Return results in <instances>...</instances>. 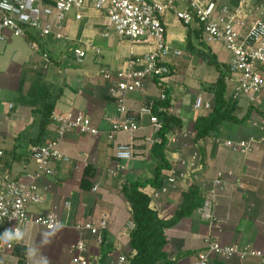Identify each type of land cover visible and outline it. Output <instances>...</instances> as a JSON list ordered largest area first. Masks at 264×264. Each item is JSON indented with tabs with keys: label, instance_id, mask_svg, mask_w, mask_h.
<instances>
[{
	"label": "crops",
	"instance_id": "crops-1",
	"mask_svg": "<svg viewBox=\"0 0 264 264\" xmlns=\"http://www.w3.org/2000/svg\"><path fill=\"white\" fill-rule=\"evenodd\" d=\"M177 5L182 7L181 4ZM163 22L167 28L168 44L172 49L181 51L180 56L170 58L172 75L168 80V89L171 107L168 114L182 119L183 126L168 134L169 143L165 152L171 169L164 170L163 175L174 177L176 182L174 184L165 182L161 189L149 185L142 190L149 195L153 191L159 192V195L165 192L161 197H164V200L173 199L170 204L175 202L178 194L176 192L179 191L181 197L171 215L162 216L160 211H164L162 198L156 200L157 208L153 206L154 201L151 202V207L158 212L160 218L169 219L180 207L182 193L187 192L190 185H196L204 203L212 181L218 173L223 172L227 179L226 186L218 191L213 201L212 219L201 218L198 213L199 207L190 217H185L178 225L166 230L168 238L166 251L169 259L174 261V264H191L198 253L205 249L207 238L222 245L241 244L264 249V144L255 145L247 154L235 152L224 144L228 140L239 141L251 135L259 138L262 133V113L253 106L254 110L244 124L222 122L205 139L198 142V147L191 153L195 158L192 155L186 166L183 164L184 166L181 165L183 167L180 168L176 162L179 161L178 157L182 150L178 148L177 152H169V147L179 132L188 130L187 132L192 134L195 130V136V128L200 118L210 115L211 110H195L194 104L199 96L213 101L212 87L220 74L214 66L206 63L188 47V39L195 50H210L227 69L229 60L226 61L220 54L227 53L228 56L230 54L220 43L213 46L204 44L201 33L192 34L189 38L190 27H186L178 20L173 12L166 13ZM106 27L104 15L89 8L85 10L81 20H76L74 14L67 17L63 28L64 39L40 37L34 33H30L27 38L9 35L7 41H3V45L0 46V151L3 152L0 158V173L8 172L13 178L24 180L27 172L36 169V163L31 156L32 149L56 136L55 127L49 124L41 143L38 141L47 104H54V112L82 111L91 118L100 131L99 136L73 132L62 140L61 150L71 160L68 163H56V174L42 182L49 190L43 194L41 207L37 209L32 205L29 207L32 218L54 211L68 225L49 231L30 222L23 229L22 238L17 241V245L26 247L25 255H20L15 248L12 252L0 253V259L5 264H73L70 247L81 237L89 240L91 251L97 249L98 255H94L93 261L101 264L100 246L96 240L90 235L82 236L72 226L75 221H86L91 218L106 217L109 222L105 233L108 244L112 246V252L108 255L106 264L117 261L120 255L129 257L133 252L129 245L131 230L127 224L128 220L132 219L131 205L122 190L121 193L115 192L116 180L106 182L105 179L116 165L114 147L107 136L111 128L109 119L114 117L117 111L115 101L109 93L112 82L105 81L100 75L101 69L113 71L126 69L131 57V46L128 41L120 40L113 31L109 37L103 36ZM31 42L37 44L35 50L30 47ZM75 48L86 50L87 55L82 63L74 60ZM95 49H98L99 53ZM134 49L139 54L147 50L140 45ZM44 51L50 54L53 64L47 70L42 68L41 55ZM72 66L74 67L71 68ZM227 73L226 98L235 102V115L238 117L236 110L239 97L234 100V90L231 94L229 92V82L236 84V81L231 79L235 76H230L229 71ZM157 93L155 85L148 83L144 93L129 96L128 106L137 110L144 101L157 97ZM250 107L252 105L248 102L242 117ZM146 125L140 132L139 139L137 138L139 146L136 157L126 163V170L134 173L130 181L152 177L153 169L158 163L156 159L151 158V149L143 145L144 138L151 133L147 122ZM102 142L104 147L111 149L109 160L105 163H102L101 159ZM226 151L241 155L239 162L235 163L237 159L235 157L228 163L225 160ZM146 159L154 163L148 169L149 172L144 168ZM148 162L146 161V166L149 168ZM88 165L96 171L93 174L94 170L91 169L82 183L84 170ZM145 174L146 178L143 179L142 176ZM105 186H112L109 187L111 191L105 192ZM94 187L97 189L93 190ZM169 188L173 190L167 195ZM99 190L103 191L99 193ZM67 203L70 204V208ZM187 252L197 253L186 256ZM215 264H263V262L257 258H232L216 259Z\"/></svg>",
	"mask_w": 264,
	"mask_h": 264
},
{
	"label": "built area",
	"instance_id": "built-area-1",
	"mask_svg": "<svg viewBox=\"0 0 264 264\" xmlns=\"http://www.w3.org/2000/svg\"><path fill=\"white\" fill-rule=\"evenodd\" d=\"M89 8L104 15L107 27L103 36L109 37L113 31L120 40L128 41L131 46V57L126 69L100 70L102 78L112 82L109 93L117 111L109 119L111 128L107 136L113 144L116 162L110 174L119 175L125 170L124 164L136 157L138 139L140 132L147 126L146 122L151 133L144 138L143 145L151 149L158 142L163 123L156 109L166 113L170 110L164 106L157 107L158 102L163 103L168 99L165 88H168V80L172 75L170 58L181 55V51L172 49L168 44L163 16L170 12L186 27L199 30L204 44L223 45L230 54L228 71L230 76H235L231 79L236 81L233 99L243 94L262 113V133L259 138L251 135L239 141L228 140L225 146L247 154L255 145L264 144V16L259 9L244 0L237 6H232L228 0H0V41H7L9 35L27 38L30 33L56 40L64 39L63 28L67 17L74 14L76 20H81ZM139 45L147 50L137 53L134 48ZM30 47L35 50L37 44L31 42ZM95 50L99 53L98 49ZM86 55V50L74 49L73 56L77 63H82ZM41 59L44 70L53 65L47 51L42 53ZM148 83L155 85L157 97L144 101L137 110L131 109L128 106L129 96L144 93ZM212 107L213 101L205 100L202 96L197 97L194 104L195 110H211ZM51 124L55 127V138L32 149L31 156L37 166L34 171L27 172L24 180L13 178L8 172L0 173V253L12 252L17 244V240L8 239L5 235L7 231L15 236L17 230L22 233L30 222L49 231L68 225L54 211L32 218L29 207L43 202V194L49 187L42 185V182L56 174V163H68L71 160L61 150L62 140L73 132L99 136L100 131L82 111L53 112ZM2 156L3 152L0 151V158ZM165 178L168 184L176 182L174 177ZM226 184L225 174L219 172L198 210L201 218L212 219L213 201ZM96 189L94 187L93 190ZM67 206L70 208L69 203ZM72 226L82 236H92L100 246L109 222L106 217L91 218L75 221ZM133 228L134 223L130 222L129 230ZM206 243L205 249L198 253L191 264H215L216 259L232 258H257L264 264V249L241 244L222 245L210 238L206 239ZM70 251L73 264H92L91 244L85 237L72 244ZM113 263L127 264V256L120 255ZM0 264H5L2 259Z\"/></svg>",
	"mask_w": 264,
	"mask_h": 264
},
{
	"label": "trees",
	"instance_id": "trees-1",
	"mask_svg": "<svg viewBox=\"0 0 264 264\" xmlns=\"http://www.w3.org/2000/svg\"><path fill=\"white\" fill-rule=\"evenodd\" d=\"M228 1L232 6H237L241 0ZM192 34L200 35V31L190 27L189 38ZM187 43L191 50H194L206 63L214 66L220 73L212 87L214 97L211 113L206 118H200L195 128L194 140L198 143L200 140L205 139L211 131L215 130L224 121L234 124H244L250 118L254 107H250L244 117H237L235 115V102L226 98L228 69L218 61L217 56L210 52V50H195L191 46L190 39H188ZM165 89L168 99L163 103L158 102L157 107H171L170 91L168 88ZM53 112L54 104H47L43 114L44 118L41 122V133L38 139L40 143L45 134L46 127L51 124V115ZM156 114L163 123V126L158 133V142L152 146L150 152L151 158L158 161L153 169V176L145 180L125 181L121 188L122 193L131 205V220L134 223V228L130 231L129 240V245L133 252L127 257V264H174V261L169 259L168 252L166 251L168 245L166 230L178 225L185 217H190L195 210L203 205L198 188L192 184L189 186L187 192L182 193V202L173 216L169 219H162L158 212L151 207V196L142 190L149 185L156 189H161L165 185L166 178L163 175V171L171 169V163L166 158L165 153L169 143L168 134L181 129L183 126V120L177 116L160 112L158 108L156 109ZM91 169L94 170V174L96 170L90 165L86 166L82 183L86 180V176H88V172ZM15 249L20 255H25L26 253V247L16 244ZM110 252H112V246L108 244L106 233H104L103 241L100 245L101 264H106ZM196 253L187 252L185 255L189 256Z\"/></svg>",
	"mask_w": 264,
	"mask_h": 264
},
{
	"label": "rangeland",
	"instance_id": "rangeland-1",
	"mask_svg": "<svg viewBox=\"0 0 264 264\" xmlns=\"http://www.w3.org/2000/svg\"><path fill=\"white\" fill-rule=\"evenodd\" d=\"M244 1H246L247 3H250L251 5H253L256 9H259V12H262L261 14L264 16V0H244ZM1 45H3V41H0V46ZM74 47V46H73ZM70 49V48H69ZM69 49H67V50H69ZM71 54V53H70ZM220 57H222L223 59H225L226 61L227 60H229V58H230V55L228 56V54L226 53H221L220 54ZM86 62V61H85ZM74 66H72L71 68H73ZM209 68H211V67H209ZM212 70V69H211ZM235 86H236V84L235 83H233V82H229V92H230V94L232 93V91L234 90L233 88H235ZM237 102H239L238 103V107H237V112H236V114L238 115V117H242L243 115H244V113H245V111H246V107H247V105H248V102L250 103V100L248 99V97H246L245 95H243V94H240L239 95V98H238V100H237ZM188 131V130H187ZM187 131H184V132H179L178 134L179 135H177L176 136V138H175V140H173L172 142V144H171V146L169 147V152L171 151V152H177V149L178 148H180L182 151L180 152L181 154H180V157H178L179 158V161L178 162H176V164L178 165L179 164V166H180V168L181 167H183L184 165L183 164H185V166H186V162H188V160L189 159H192V155H191V153H193V151H195L196 150V147H198L197 146V142L194 140V138H195V136H194V132H195V130H194V132L191 134V133H188ZM187 132V133H186ZM105 145H104V142H102V152H103V155L101 156V159H102V163H105V161L106 162H108V160H109V154H110V152H111V149L109 148V147H104ZM227 155H226V158H225V160H227V162L229 163V161H231V160H234L235 159V157L237 158L236 160H235V163H237V162H239V158H241V155H239V154H236V153H234V152H232V151H226L225 152ZM189 155V156H188ZM191 155V156H190ZM188 156V157H187ZM194 156V155H193ZM2 158V157H1ZM194 158H195V156H194ZM148 160H149V158H147ZM146 159V161L148 162V160ZM1 160V159H0ZM146 161H145V169H150V167H151V165L153 166V162H148V165H149V168H148V166H146L147 165V163H146ZM194 161V160H193ZM128 162H131V161H128ZM181 165H183V166H181ZM124 166H125V170H123L119 175H116V176H114V175H112V174H110L109 172H108V174L105 176V179H106V182H107V180H112V179H115L116 180V182L114 183V185L116 186V191L115 192H117V193H121L120 192V190H121V186H122V184L125 182V181H129L130 179H132L133 177H134V173H133V171L131 172V171H127L126 170V163L124 164ZM144 166V165H143ZM140 167H141V165H140ZM142 168V167H141ZM139 170V169H138ZM141 170V169H140ZM148 172H149V170H148ZM168 176V175H167ZM142 178L143 179H145L146 178V174L144 175V176H142ZM193 179H195V178H193ZM107 184V183H106ZM111 184V183H110ZM109 187H112V186H109ZM109 187H107V186H105V192H107V190H110L111 191V188H109ZM104 190V189H103ZM103 190H99V193H101ZM171 190H173V189H171V188H169L168 189V191H167V195L169 194V193H171ZM182 189L180 188V191H181ZM159 192H156L155 191V193H152V194H150V196H151V198H152V200L154 201V204H155V202H156V200L158 199V198H162L161 197V195H165V192L164 193H160V195L158 194ZM176 193H178L177 194V199L175 200V202H173V204H170V202H172L173 201V199H167V200H164V197L162 198V200H163V204H162V207H163V210L164 211H162V210H160L161 211V214H162V216H167V215H171V213L173 212V210L175 209V205L176 206H178V202H179V199H180V197H181V195L179 194V191L178 192H176ZM168 200H170V201H168ZM166 205H169V207H167ZM154 206V208H157L156 207V204L155 205H153ZM32 207L34 208V209H37V208H39V207H41V205L40 204H33L32 205ZM129 216V215H128ZM129 218V217H128ZM132 222L130 219L128 220V222H127V224H130V222ZM129 228V227H128ZM127 250H128V248H127ZM93 251V254H91V261L93 262V264H96V262L95 261H93V259H94V255L96 256V255H98L97 254V249H95V250H92ZM92 251H90V253H92ZM112 264H114V263H112Z\"/></svg>",
	"mask_w": 264,
	"mask_h": 264
},
{
	"label": "clouds",
	"instance_id": "clouds-1",
	"mask_svg": "<svg viewBox=\"0 0 264 264\" xmlns=\"http://www.w3.org/2000/svg\"><path fill=\"white\" fill-rule=\"evenodd\" d=\"M5 235L8 237L9 240L15 239L19 241L22 238L23 234L19 230H17L15 236L12 235L11 231H7Z\"/></svg>",
	"mask_w": 264,
	"mask_h": 264
}]
</instances>
